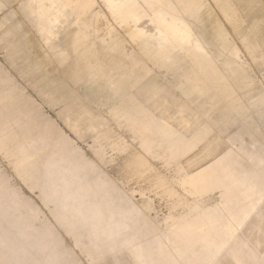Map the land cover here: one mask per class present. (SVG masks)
Returning <instances> with one entry per match:
<instances>
[{"label":"rangeland","instance_id":"1","mask_svg":"<svg viewBox=\"0 0 264 264\" xmlns=\"http://www.w3.org/2000/svg\"><path fill=\"white\" fill-rule=\"evenodd\" d=\"M90 1L0 0V264H180L214 209L216 241L248 238L235 264H264L263 157L233 161L264 146V0H171L199 52L139 0L132 34Z\"/></svg>","mask_w":264,"mask_h":264},{"label":"bare ground","instance_id":"2","mask_svg":"<svg viewBox=\"0 0 264 264\" xmlns=\"http://www.w3.org/2000/svg\"><path fill=\"white\" fill-rule=\"evenodd\" d=\"M44 1L45 0H38V2L36 3L38 5L37 7L38 17H43V13H44L43 9L49 8L52 5H54L57 8L60 16L64 15L66 17L68 0H47L49 5H43ZM80 1L82 3L81 5L82 7H87L92 4L90 0H80ZM139 1L142 2V5H144L146 8L152 11L154 19H156L159 22H162L164 27L168 30L169 35L172 36L173 39L177 41L179 47H190L194 52L203 51L202 45L199 43L198 39L193 35L192 30L190 29L186 20L181 16L172 15L170 9L172 8L173 3L170 2L171 0H139ZM139 1L135 3L134 0L133 1L107 0L108 9L111 11V13H117L119 15L121 14L122 17L123 15H125L124 13L126 12L128 13V18L130 19V22L133 23L132 26L128 27L129 28L128 32L130 34L133 33L132 28L135 26L136 21L142 18L143 16L144 10L142 5H140ZM20 9H22V13L30 21V23L37 30V32L40 33L42 32V34H44L45 33L43 29L44 27L42 24L37 23V18L32 19L30 17V12L27 10V8L20 7ZM194 15H195L194 12L190 13L191 17ZM125 20H127L126 17H124L123 19L124 23H126ZM45 36L43 40H45ZM218 44L220 46L223 45H225V47L228 46L229 48V43L226 42L224 36L219 37ZM243 46L245 47V44ZM231 52L234 56H236L237 54L236 50L233 51L231 50ZM253 105L257 107L258 111L262 109L261 113H259L260 115L258 116V118L261 117L264 118V95L261 94L258 97H256V99H254L253 101ZM243 139L244 138H240V140ZM257 146L259 147L255 149V152H253L252 150L248 152L241 150L240 154L233 156V161L237 164V168L239 170H242L243 172L242 175L244 176L245 174L248 173H252L254 177H258L259 175L257 173L258 170L256 171L254 170L255 169L254 166L248 163L244 164L243 162L244 158H250V157L254 158L257 155L262 154L261 157H263V160L259 164H260V170H264V146L262 145H257ZM258 148H260V150ZM257 150L259 154H256L254 156V153H257L256 152ZM242 163L244 164L243 167L241 166ZM259 164H257V166H259ZM245 165H247V167H249L250 170L246 168ZM206 183H207V173L203 171L196 175L190 176L189 178L183 181V184L192 187L193 190H195L196 192L204 190L207 185ZM222 212L223 211H221L220 213ZM220 213L218 209H214L211 210V212H208V214H203V216L194 217L195 221L199 222V224L202 225L203 231H201L200 229L201 232V236L199 237L200 243L197 246L192 247L190 251L184 255V257L180 260V264H206L207 262L210 263L216 262L218 264H235L239 260V258L241 257L239 253L241 252L242 247L245 246V242L243 240L245 238L248 241V238L245 235V232L234 235L235 229L241 225V224H237V227L234 229L223 228L222 233L225 236V238H223L220 241H216L217 236H216L215 228L220 223ZM207 243L214 245V252L208 257H206L205 254H203L202 252V250L206 248ZM260 259L261 258H257L256 261L257 260L259 261Z\"/></svg>","mask_w":264,"mask_h":264}]
</instances>
